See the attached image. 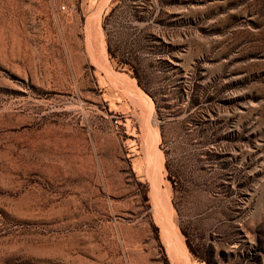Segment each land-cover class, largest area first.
I'll return each mask as SVG.
<instances>
[{"label":"rangeland","instance_id":"374dc122","mask_svg":"<svg viewBox=\"0 0 264 264\" xmlns=\"http://www.w3.org/2000/svg\"><path fill=\"white\" fill-rule=\"evenodd\" d=\"M101 1L0 0V264H264V0Z\"/></svg>","mask_w":264,"mask_h":264},{"label":"bare ground","instance_id":"6f19581e","mask_svg":"<svg viewBox=\"0 0 264 264\" xmlns=\"http://www.w3.org/2000/svg\"><path fill=\"white\" fill-rule=\"evenodd\" d=\"M106 1L107 0H102L100 5H99V8L96 11H93L91 14H89L87 19H86V22H85L86 37L85 38H87L86 41H88V43H92L96 40V36H94V30H96V28H100V26H99L100 12H101L103 5L106 3ZM96 33H98V32H96ZM106 67H107V65H106ZM110 72L112 73L113 71L109 69V73ZM109 73H108V75H110ZM106 75H107V73H106ZM136 100L134 98L132 99L133 103L138 105V102ZM150 100L151 99L148 98V100H147L148 104H146L144 106L145 108H143V106L141 107V105L140 106L138 105L139 109L141 110L140 114L143 113L142 114L143 116L146 114L145 116L147 117L146 121L148 122V127H150V124H151L150 121H153V120H151L152 104H151ZM153 153H155V152H153ZM153 153H151V155L148 153L146 156V159H145L146 164H147V169H146L147 171L146 172L148 175V180L150 182V186H149L150 187L149 198H150V205H151L150 211L152 212V217H153L155 223L157 224V226L160 227L161 236L163 238L161 240H163L165 242V244L167 245V247L169 249L175 250L174 252L176 255V251L179 248H176V244L178 243V241H177V233H176V229H175V223L173 221L172 214H171V208L172 207L169 204V202L167 201L166 189L163 187L162 180L159 176L160 175L159 174L160 173L159 172L160 163L158 161V158L156 159V157H157V156H155L156 154L153 155ZM152 156H154V157L152 158ZM179 243H181V242H179ZM181 245H182V243H181ZM182 249H183V247H182ZM182 249H180V250H182ZM169 253L171 254L173 252H171L169 250ZM179 253H180V251L178 250L177 254H179ZM182 254L184 255V253H182ZM176 256H178V255H176ZM178 257H180V256H178Z\"/></svg>","mask_w":264,"mask_h":264},{"label":"trees","instance_id":"16d2710c","mask_svg":"<svg viewBox=\"0 0 264 264\" xmlns=\"http://www.w3.org/2000/svg\"><path fill=\"white\" fill-rule=\"evenodd\" d=\"M107 52L109 55V58L115 61V66L116 67H122L123 69L127 70L130 74L135 75L133 68L131 67L130 63L126 62L125 60L122 59H117L109 49V46H107ZM182 233L186 236V232L183 228H181ZM186 239V244L189 249V251L192 253L193 257L198 261L201 262L202 264H211L215 263L216 260H212L214 255H215V244L214 242H207L206 245L202 246H193L189 242L187 236L185 237ZM223 239V238H222ZM218 253H222V248H218ZM242 259H246V261L249 259V257L246 255ZM246 263V262H245Z\"/></svg>","mask_w":264,"mask_h":264},{"label":"built area","instance_id":"2783aa9c","mask_svg":"<svg viewBox=\"0 0 264 264\" xmlns=\"http://www.w3.org/2000/svg\"><path fill=\"white\" fill-rule=\"evenodd\" d=\"M71 7H72L71 4H70V5H67V4H65V3H61V4H59V6H58L59 10H61V11L69 10Z\"/></svg>","mask_w":264,"mask_h":264}]
</instances>
